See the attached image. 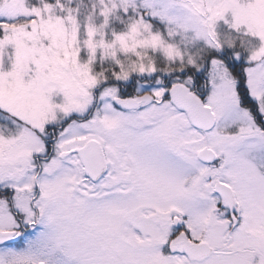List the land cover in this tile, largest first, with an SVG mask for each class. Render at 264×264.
Segmentation results:
<instances>
[{
  "label": "snow or ice",
  "instance_id": "snow-or-ice-1",
  "mask_svg": "<svg viewBox=\"0 0 264 264\" xmlns=\"http://www.w3.org/2000/svg\"><path fill=\"white\" fill-rule=\"evenodd\" d=\"M0 264H264V0H0Z\"/></svg>",
  "mask_w": 264,
  "mask_h": 264
}]
</instances>
